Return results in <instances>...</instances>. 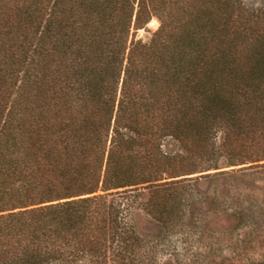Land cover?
<instances>
[{"label":"trees","instance_id":"16d2710c","mask_svg":"<svg viewBox=\"0 0 264 264\" xmlns=\"http://www.w3.org/2000/svg\"><path fill=\"white\" fill-rule=\"evenodd\" d=\"M214 163L264 171L263 16L240 0H0V264H152L132 255L129 193L171 230L186 208L220 210L187 178ZM242 210L225 217L243 226Z\"/></svg>","mask_w":264,"mask_h":264},{"label":"rangeland","instance_id":"374dc122","mask_svg":"<svg viewBox=\"0 0 264 264\" xmlns=\"http://www.w3.org/2000/svg\"><path fill=\"white\" fill-rule=\"evenodd\" d=\"M240 1L250 13L264 17V0ZM153 19L158 21L159 26L151 28L148 23L145 29L138 31L136 40L148 43L161 28V22ZM222 139V133H218L215 139L217 147L221 146ZM166 150L176 152L178 146L171 142L166 144ZM215 163L211 170L187 178L192 179V200L202 204L205 197H216L220 210L215 212L202 205L203 211L191 215L189 208H186L171 230L160 228L142 210L148 191L138 188L136 192L129 193L136 202L131 223L135 226L136 236L141 239L137 240L139 247L134 249L132 255L140 254L142 260L150 256L152 264L264 263V171L251 169L252 165H221L216 169ZM221 173L224 174L223 180L216 177L211 186L201 178L207 174ZM197 180L199 190L193 186ZM116 192H98L97 195ZM238 208L243 209L245 215L243 226H234L233 220L225 217L235 213Z\"/></svg>","mask_w":264,"mask_h":264},{"label":"bare ground","instance_id":"6f19581e","mask_svg":"<svg viewBox=\"0 0 264 264\" xmlns=\"http://www.w3.org/2000/svg\"><path fill=\"white\" fill-rule=\"evenodd\" d=\"M149 27H151V28H156V27H158L159 26V23H158V21L156 20V19H152L150 22H149Z\"/></svg>","mask_w":264,"mask_h":264}]
</instances>
